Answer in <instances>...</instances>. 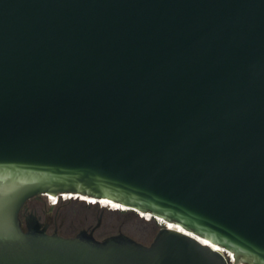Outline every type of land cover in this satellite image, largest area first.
<instances>
[{
	"label": "water",
	"instance_id": "95a60500",
	"mask_svg": "<svg viewBox=\"0 0 264 264\" xmlns=\"http://www.w3.org/2000/svg\"><path fill=\"white\" fill-rule=\"evenodd\" d=\"M65 194L165 223L22 219ZM0 264H264V0H0Z\"/></svg>",
	"mask_w": 264,
	"mask_h": 264
},
{
	"label": "rangeland",
	"instance_id": "374dc122",
	"mask_svg": "<svg viewBox=\"0 0 264 264\" xmlns=\"http://www.w3.org/2000/svg\"><path fill=\"white\" fill-rule=\"evenodd\" d=\"M76 198H60L56 205L51 204L48 196H36L29 203L38 205L44 217L49 216L58 226V232L64 236H73L80 230L94 227L99 223L95 235L103 239L109 235L123 232L136 240L150 244L158 233L161 223L156 219H149L142 213L121 211L119 206H104L101 201H95L98 206H88V202L70 201ZM81 200V199H79ZM93 204V203H91ZM149 217V216H148ZM53 226L51 232L53 231Z\"/></svg>",
	"mask_w": 264,
	"mask_h": 264
},
{
	"label": "flooded vegetation",
	"instance_id": "af4514ba",
	"mask_svg": "<svg viewBox=\"0 0 264 264\" xmlns=\"http://www.w3.org/2000/svg\"><path fill=\"white\" fill-rule=\"evenodd\" d=\"M30 200H28L26 202V204L24 205V207L21 210L22 219L25 221V218L28 215L34 214L43 222V224L47 225L49 232H51L52 226L54 227L52 232H54L56 230L58 231L57 224H54L49 216L44 217V215L42 213H40V207L38 205H34V204L29 203ZM89 228H91V227H89Z\"/></svg>",
	"mask_w": 264,
	"mask_h": 264
},
{
	"label": "bare ground",
	"instance_id": "6f19581e",
	"mask_svg": "<svg viewBox=\"0 0 264 264\" xmlns=\"http://www.w3.org/2000/svg\"><path fill=\"white\" fill-rule=\"evenodd\" d=\"M48 197L49 196H51V195H47ZM51 197H53L52 199H56V198H58V197H56V196H51ZM63 197H69V195H67V194H65V195H63ZM63 197H61V198H63ZM73 196H71L70 198H72ZM86 199H88L89 201L90 200H94V201H97V199H90V198H86ZM93 201V202H94ZM99 201H101V203L104 205V206H107V207H110L111 205L112 206H119L120 208H123V209H128V208H126V207H123V206H121V205H119V204H117V203H115V202H112V201H109V200H99ZM142 213H143V215H144V217L146 218V219H153V216H152V214H147V213H144V212H141V213H139V214H141L142 215ZM149 216V217H148ZM156 220H158V221H160L161 223H165V221H163L162 219H160V218H157ZM215 246V248L217 249V250H219V251H221V252H223V253H226L225 252V249L224 248H222V247H220V246H217V245H214ZM229 259H231V261H233V253H230L229 255Z\"/></svg>",
	"mask_w": 264,
	"mask_h": 264
},
{
	"label": "trees",
	"instance_id": "16d2710c",
	"mask_svg": "<svg viewBox=\"0 0 264 264\" xmlns=\"http://www.w3.org/2000/svg\"><path fill=\"white\" fill-rule=\"evenodd\" d=\"M69 197H71V195H69ZM69 197H68V198H69ZM72 198H73V197H72ZM84 200H85L86 202L89 201V200L86 199V198H83L82 200H79V199H77V198H76V199H70V201L86 203ZM93 201H94V200H90V201H89L90 204H88V206H90V207H91V206H98V203H96V202H95V204H91ZM117 207H118V206H117ZM121 211H127V212L129 211V212H132V210H128V209H127V210H121ZM139 215H141V214H139ZM145 222H146V223H150L149 220H148V221H145Z\"/></svg>",
	"mask_w": 264,
	"mask_h": 264
},
{
	"label": "clouds",
	"instance_id": "9594fccd",
	"mask_svg": "<svg viewBox=\"0 0 264 264\" xmlns=\"http://www.w3.org/2000/svg\"><path fill=\"white\" fill-rule=\"evenodd\" d=\"M60 199V198H59ZM53 200H56V199H50V202H53Z\"/></svg>",
	"mask_w": 264,
	"mask_h": 264
},
{
	"label": "built area",
	"instance_id": "2783aa9c",
	"mask_svg": "<svg viewBox=\"0 0 264 264\" xmlns=\"http://www.w3.org/2000/svg\"><path fill=\"white\" fill-rule=\"evenodd\" d=\"M54 202H55V200H53L52 204H53V205H56V204H54Z\"/></svg>",
	"mask_w": 264,
	"mask_h": 264
}]
</instances>
